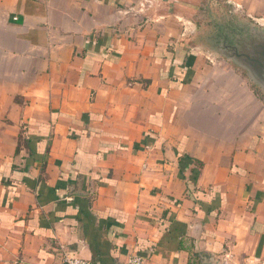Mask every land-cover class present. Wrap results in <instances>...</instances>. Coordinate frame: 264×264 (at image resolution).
I'll use <instances>...</instances> for the list:
<instances>
[{"label":"crops","instance_id":"obj_1","mask_svg":"<svg viewBox=\"0 0 264 264\" xmlns=\"http://www.w3.org/2000/svg\"><path fill=\"white\" fill-rule=\"evenodd\" d=\"M181 3L0 0V264H264V94Z\"/></svg>","mask_w":264,"mask_h":264},{"label":"rangeland","instance_id":"obj_2","mask_svg":"<svg viewBox=\"0 0 264 264\" xmlns=\"http://www.w3.org/2000/svg\"><path fill=\"white\" fill-rule=\"evenodd\" d=\"M181 11L187 15L190 20L194 22L195 34L193 35L191 53L197 55L199 58H214L221 59L228 63L230 69L243 73L247 78V82L256 94L261 95L262 91L254 85L247 73L241 71L234 62L219 54L213 46H210V41L214 45H222L223 40L220 39L219 30L217 28L223 27L225 33L233 34L239 33L244 37H260L264 32V21H258L257 18L248 16L243 8H237L230 0H182ZM236 30V31H235ZM230 31V32H229ZM238 31V32H237ZM254 35V36H253ZM251 36V37H250ZM207 42L208 45L205 44ZM257 42V40H256ZM200 43L205 44L199 46ZM190 46V45H189ZM205 46H208L207 48ZM205 63H211L210 60H204Z\"/></svg>","mask_w":264,"mask_h":264},{"label":"flooded vegetation","instance_id":"obj_3","mask_svg":"<svg viewBox=\"0 0 264 264\" xmlns=\"http://www.w3.org/2000/svg\"><path fill=\"white\" fill-rule=\"evenodd\" d=\"M219 31L220 39L223 40L222 45H214L212 41H210V46H213L219 54L223 55L227 59H232L230 61L234 62L235 64H244L246 65V56H249L251 58H254L255 51L258 49L255 45H258L261 37H252V39H249L247 36H243L242 34L236 33L232 34V36L229 33H225V29L223 27L217 28ZM236 31V30H235ZM230 32V31H229ZM238 32V31H237ZM254 36V35H253ZM251 37V36H250ZM257 40V42H256ZM206 45L207 42H205ZM205 44L200 43L201 46H204ZM206 48L208 46H205Z\"/></svg>","mask_w":264,"mask_h":264},{"label":"water","instance_id":"obj_4","mask_svg":"<svg viewBox=\"0 0 264 264\" xmlns=\"http://www.w3.org/2000/svg\"><path fill=\"white\" fill-rule=\"evenodd\" d=\"M261 40L258 45H255L258 49L255 51L254 58L245 55L246 65H236L242 71L246 72L250 80L262 91L264 94V32L259 35Z\"/></svg>","mask_w":264,"mask_h":264},{"label":"built area","instance_id":"obj_5","mask_svg":"<svg viewBox=\"0 0 264 264\" xmlns=\"http://www.w3.org/2000/svg\"><path fill=\"white\" fill-rule=\"evenodd\" d=\"M63 264H91V263L83 259L73 257V258H65ZM128 264H141V259L134 258L130 260Z\"/></svg>","mask_w":264,"mask_h":264}]
</instances>
